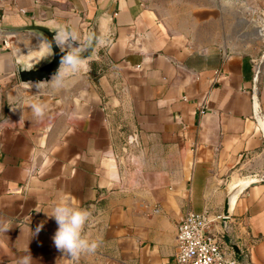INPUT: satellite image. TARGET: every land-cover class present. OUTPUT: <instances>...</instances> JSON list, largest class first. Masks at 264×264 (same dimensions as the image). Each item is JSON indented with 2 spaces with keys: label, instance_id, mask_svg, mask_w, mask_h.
Returning a JSON list of instances; mask_svg holds the SVG:
<instances>
[{
  "label": "crops",
  "instance_id": "obj_1",
  "mask_svg": "<svg viewBox=\"0 0 264 264\" xmlns=\"http://www.w3.org/2000/svg\"><path fill=\"white\" fill-rule=\"evenodd\" d=\"M103 9L93 57L39 84L15 64L38 36L0 32V264H172L188 211L221 215L229 183L264 179V0H0V20L59 24L80 47ZM61 198L100 242L77 261L36 211ZM209 230L240 264H264V182Z\"/></svg>",
  "mask_w": 264,
  "mask_h": 264
},
{
  "label": "water",
  "instance_id": "obj_2",
  "mask_svg": "<svg viewBox=\"0 0 264 264\" xmlns=\"http://www.w3.org/2000/svg\"><path fill=\"white\" fill-rule=\"evenodd\" d=\"M105 11L103 9L95 17L91 25L89 38L85 44L80 47L68 46L66 51L77 52L81 60L93 57L94 51L98 47L104 34L105 25L102 18L104 17ZM23 31L36 34L39 38L40 45L37 46L32 57H27L23 54L15 56L19 81L22 83L39 84L47 82L51 78H58L60 76V69L62 67L61 59L64 52L56 47L55 38L57 34L63 32L62 26L59 24H44L37 22L34 18H20V16L5 17L0 20V32L14 34ZM261 182H264L263 178L252 174L229 183L225 189L222 218L224 220L228 219L232 197L240 189Z\"/></svg>",
  "mask_w": 264,
  "mask_h": 264
},
{
  "label": "clouds",
  "instance_id": "obj_3",
  "mask_svg": "<svg viewBox=\"0 0 264 264\" xmlns=\"http://www.w3.org/2000/svg\"><path fill=\"white\" fill-rule=\"evenodd\" d=\"M67 33H59L55 38L57 48H60L64 55L61 59L60 75H66L70 72L79 70L81 59L77 52L66 51L69 45ZM34 117H42L44 108L42 106L32 105ZM46 216L55 220L57 229L52 237L53 243L58 251L73 261L79 260L82 254L94 253L100 246V242L90 240L83 235L85 227L90 222L91 213L84 208L74 207L67 198H61L54 204L51 211H43ZM42 224L37 225L35 233H39ZM28 251V249H27ZM32 257L28 255L21 257L18 264H31Z\"/></svg>",
  "mask_w": 264,
  "mask_h": 264
},
{
  "label": "built area",
  "instance_id": "obj_4",
  "mask_svg": "<svg viewBox=\"0 0 264 264\" xmlns=\"http://www.w3.org/2000/svg\"><path fill=\"white\" fill-rule=\"evenodd\" d=\"M257 32L263 37L264 28ZM221 219L222 215L209 211H188L177 226L172 264H240L224 234L209 230Z\"/></svg>",
  "mask_w": 264,
  "mask_h": 264
},
{
  "label": "rangeland",
  "instance_id": "obj_5",
  "mask_svg": "<svg viewBox=\"0 0 264 264\" xmlns=\"http://www.w3.org/2000/svg\"><path fill=\"white\" fill-rule=\"evenodd\" d=\"M0 35H1V36H5V35H3L2 33H0ZM258 35L261 36V34H260L259 32H258ZM0 38H1V37H0ZM6 38H8L10 41L14 39L12 34H8V35H6Z\"/></svg>",
  "mask_w": 264,
  "mask_h": 264
},
{
  "label": "bare ground",
  "instance_id": "obj_6",
  "mask_svg": "<svg viewBox=\"0 0 264 264\" xmlns=\"http://www.w3.org/2000/svg\"><path fill=\"white\" fill-rule=\"evenodd\" d=\"M238 193V192H237Z\"/></svg>",
  "mask_w": 264,
  "mask_h": 264
}]
</instances>
